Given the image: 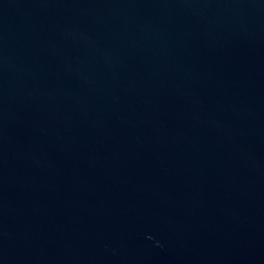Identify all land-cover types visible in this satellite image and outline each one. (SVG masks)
<instances>
[{"label":"water","instance_id":"95a60500","mask_svg":"<svg viewBox=\"0 0 264 264\" xmlns=\"http://www.w3.org/2000/svg\"><path fill=\"white\" fill-rule=\"evenodd\" d=\"M0 264H264V0H0Z\"/></svg>","mask_w":264,"mask_h":264}]
</instances>
